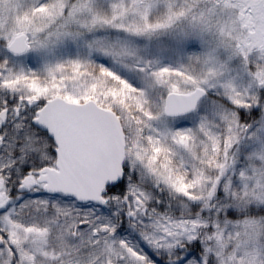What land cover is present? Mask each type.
I'll use <instances>...</instances> for the list:
<instances>
[{"label": "snow or ice", "instance_id": "1", "mask_svg": "<svg viewBox=\"0 0 264 264\" xmlns=\"http://www.w3.org/2000/svg\"><path fill=\"white\" fill-rule=\"evenodd\" d=\"M0 264H264V0H0Z\"/></svg>", "mask_w": 264, "mask_h": 264}]
</instances>
